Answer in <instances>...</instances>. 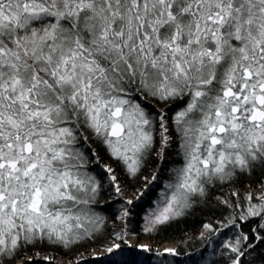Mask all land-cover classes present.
Wrapping results in <instances>:
<instances>
[{
	"label": "snow or ice",
	"instance_id": "snow-or-ice-1",
	"mask_svg": "<svg viewBox=\"0 0 264 264\" xmlns=\"http://www.w3.org/2000/svg\"><path fill=\"white\" fill-rule=\"evenodd\" d=\"M0 264H264V0H0Z\"/></svg>",
	"mask_w": 264,
	"mask_h": 264
}]
</instances>
